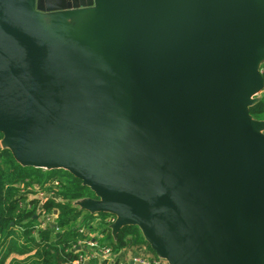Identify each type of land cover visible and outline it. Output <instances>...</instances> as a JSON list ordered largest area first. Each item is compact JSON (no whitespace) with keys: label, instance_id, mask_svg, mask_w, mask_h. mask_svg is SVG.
Wrapping results in <instances>:
<instances>
[{"label":"water","instance_id":"95a60500","mask_svg":"<svg viewBox=\"0 0 264 264\" xmlns=\"http://www.w3.org/2000/svg\"><path fill=\"white\" fill-rule=\"evenodd\" d=\"M263 61L264 0H0L2 143L166 264H264Z\"/></svg>","mask_w":264,"mask_h":264},{"label":"trees","instance_id":"16d2710c","mask_svg":"<svg viewBox=\"0 0 264 264\" xmlns=\"http://www.w3.org/2000/svg\"><path fill=\"white\" fill-rule=\"evenodd\" d=\"M260 69L264 77V61ZM250 114L254 119L264 120V90L257 96L256 102L250 106ZM3 134L0 132V140ZM58 177L61 186L57 192L60 200H47L43 203V211L56 213V226H49L32 235L36 218L34 212L22 211L17 196L18 182L29 179L30 182L44 184L52 177ZM95 193L68 170L63 168L44 169L26 166L19 163L7 147L0 149V264L13 254L24 256L22 259L12 258L7 264H70L76 254L70 248L83 236L78 225L87 224L100 219L98 226L105 234L102 241L113 249L123 246H145L147 253L157 257L136 225H126L117 234L106 222L115 218L108 212L91 213L74 204L86 198H94Z\"/></svg>","mask_w":264,"mask_h":264},{"label":"built area","instance_id":"2783aa9c","mask_svg":"<svg viewBox=\"0 0 264 264\" xmlns=\"http://www.w3.org/2000/svg\"><path fill=\"white\" fill-rule=\"evenodd\" d=\"M17 186L19 207L22 211L34 212L36 218L32 235L37 236L39 231L49 226H56L57 211L46 212L42 207L47 200H60L57 194L61 186L59 178L54 176L44 184L32 183L29 179H24L18 182ZM77 202L75 201L74 204L79 206ZM115 220L116 217L106 219L111 229ZM99 223L100 219H95L87 224L78 225V230L83 236L70 248V251L76 254L70 264H166V259L159 255L153 257L148 254L143 245L123 246L116 250L106 245L102 241L105 234L103 228L98 226Z\"/></svg>","mask_w":264,"mask_h":264},{"label":"rangeland","instance_id":"374dc122","mask_svg":"<svg viewBox=\"0 0 264 264\" xmlns=\"http://www.w3.org/2000/svg\"><path fill=\"white\" fill-rule=\"evenodd\" d=\"M262 63V62H261ZM261 63H260V66H261ZM2 141H3V138L0 140V146H2V147H6L5 145H4V143H2ZM12 257L14 258V256L12 255V256H10L9 258H8V260L6 261V264L8 263V262H10V260L12 259ZM23 257L21 256V257H19L18 259H22ZM166 263H167V261H166Z\"/></svg>","mask_w":264,"mask_h":264},{"label":"crops","instance_id":"0c3cea01","mask_svg":"<svg viewBox=\"0 0 264 264\" xmlns=\"http://www.w3.org/2000/svg\"><path fill=\"white\" fill-rule=\"evenodd\" d=\"M1 147H2V146H1ZM13 256L16 257V258L21 257V256H19V255H15V254H13ZM22 257H24V256H22ZM12 258H13V257H12Z\"/></svg>","mask_w":264,"mask_h":264},{"label":"bare ground","instance_id":"6f19581e","mask_svg":"<svg viewBox=\"0 0 264 264\" xmlns=\"http://www.w3.org/2000/svg\"><path fill=\"white\" fill-rule=\"evenodd\" d=\"M83 19V18H82ZM87 20V18H85V21ZM90 20V19H89ZM80 21H82V20H80ZM78 30V29H77ZM81 30H83V29H81Z\"/></svg>","mask_w":264,"mask_h":264},{"label":"flooded vegetation","instance_id":"af4514ba","mask_svg":"<svg viewBox=\"0 0 264 264\" xmlns=\"http://www.w3.org/2000/svg\"><path fill=\"white\" fill-rule=\"evenodd\" d=\"M76 1L80 2V0H76Z\"/></svg>","mask_w":264,"mask_h":264}]
</instances>
